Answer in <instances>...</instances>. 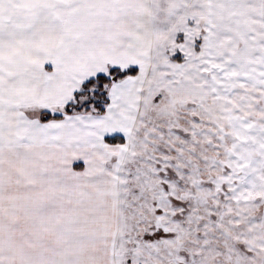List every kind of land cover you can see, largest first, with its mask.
Masks as SVG:
<instances>
[{
  "label": "snow or ice",
  "instance_id": "obj_1",
  "mask_svg": "<svg viewBox=\"0 0 264 264\" xmlns=\"http://www.w3.org/2000/svg\"><path fill=\"white\" fill-rule=\"evenodd\" d=\"M0 264H264V0H0Z\"/></svg>",
  "mask_w": 264,
  "mask_h": 264
}]
</instances>
